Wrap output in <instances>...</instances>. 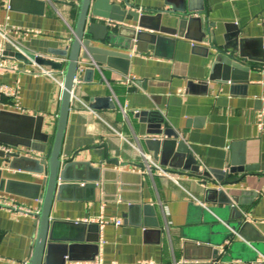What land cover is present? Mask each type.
<instances>
[{
  "label": "crops",
  "instance_id": "1",
  "mask_svg": "<svg viewBox=\"0 0 264 264\" xmlns=\"http://www.w3.org/2000/svg\"><path fill=\"white\" fill-rule=\"evenodd\" d=\"M36 1L45 3L43 15L35 14L37 6L19 1L11 10V0H0V31H7L9 37L4 42L0 36V48L5 47L7 58L18 67L17 72L1 75L0 84L20 89L23 108L15 110L8 102L0 105V151L17 153L19 159L41 160L44 154L32 145L37 149L51 146L63 86L38 73V65L23 50L65 65L67 59L49 52L70 46L81 0ZM109 2L122 11L160 17L152 23L165 28L178 23L170 16L173 9L189 5V0ZM192 3L194 8L204 5L210 10L209 24L214 28L203 24V32L207 34L210 28L215 33L218 48L229 44L235 56L242 51L246 58L243 69L217 66L210 39L198 43L166 34L156 45L150 40L155 34L150 30L128 52V76L101 63L104 55L99 49L107 47L101 43L90 45L91 60L82 61L78 69L62 158L88 164L100 182L95 192L86 189L85 182L78 184L82 189L63 192L62 200L54 203L52 219L96 226L91 236L99 239V254L93 262L81 259L72 264L256 263L238 259L252 260L255 251L233 254L227 249L233 241L220 219L219 235L197 233L206 225L207 208L214 207L205 204L201 180L182 170L184 156L174 152L163 160L160 153L155 162L146 145L149 139L164 138L158 132L171 130L186 143L202 172L227 175L233 167L254 166L252 172L229 175L225 180L238 184L226 192L240 198V210L254 227V235L264 240V0ZM99 10L106 12L107 8L103 5ZM115 14L121 17L120 12ZM97 23L140 30L129 16L124 25L101 17ZM194 32L192 36H198ZM14 50L26 60L17 59ZM44 68L62 80L59 71ZM119 88L125 90L122 96L116 93ZM98 99H109L115 109L103 104L92 110ZM142 154L166 173L176 174L177 182L160 176L156 167L149 171ZM14 160L0 156V198H12L31 211L41 210V202L32 199L35 192L30 186L42 185L45 176L30 172L34 166L26 162L11 168ZM36 220L34 215L0 208V264H29ZM100 221L121 225H101ZM84 254L80 256L89 252ZM263 260L259 255L257 262Z\"/></svg>",
  "mask_w": 264,
  "mask_h": 264
},
{
  "label": "water",
  "instance_id": "2",
  "mask_svg": "<svg viewBox=\"0 0 264 264\" xmlns=\"http://www.w3.org/2000/svg\"><path fill=\"white\" fill-rule=\"evenodd\" d=\"M22 1L33 6H37V13L43 15L45 3L36 0H11L10 9L15 10V5ZM94 1V8L92 3ZM193 0H189L188 7L173 9L170 16H175L178 20L177 25L170 28H165L159 23H152L155 19L149 14L140 16L137 12L129 10H121L119 6L111 5L109 0H81L79 4V14L74 30V38L66 49L52 50L49 53L67 59L65 65L60 62H55L46 58L36 57L25 50L35 64L41 67L52 68L55 71H64L63 91L61 96L60 110L57 119L56 131L50 147L37 149L32 145V149L44 154L41 160H33L29 158L19 159L20 155L7 154L0 151V156L3 158H14L11 168L15 163L26 162L32 164L34 168L30 172L38 175H44L45 180L42 185H32L33 200L41 202L40 214L35 222L37 234L33 244V253L29 264H72L83 259L87 262L95 261L99 254V239L91 236L96 226L80 224L79 222H58L52 219V210L55 201H61L63 192L72 191L73 189H82L81 182L86 189L95 192L100 182L99 175L93 176L92 168L88 164H83L75 161H66L62 158L63 142L66 135L69 113L71 110L74 89L76 86V77L78 69L82 61H90V45L92 43H101L107 46L99 49L103 56L101 63L111 66L119 70L124 76L129 75L130 52L135 42L141 43L146 37L145 30L153 31L150 40L152 44L159 45L166 34L179 35L185 39L202 42L204 39H210V44L215 50V62L217 66H224L227 70L243 69V62H246L242 51L238 56H235V51L229 50L231 45L218 48L215 33L210 31L214 28V24H209V14L204 5L200 8L193 7ZM105 5L106 12H100V8ZM92 11V12H91ZM120 12L121 17L116 16V12ZM127 16L132 18V22L137 24L140 30H127L125 28H112L110 25L97 23L98 18L104 21L116 22L119 25H124ZM159 16V15H158ZM158 17L155 20H159ZM203 24L210 27L206 33L203 32ZM193 31L198 36H192ZM126 34H123V33ZM117 49V50H116ZM15 51V50H14ZM16 53V51H15ZM212 55V54H211ZM15 57L20 60L26 58L16 53ZM32 62H29L31 64ZM87 74L89 72H86ZM103 104L106 108L115 109V105L109 99H98L96 104L91 106V109L96 111L101 109ZM105 108V107H104ZM164 137L163 139H149L146 141L148 149L153 153L155 162H159L160 153L163 160H169L173 153L185 157V163L182 167L183 171L191 172L201 180V186L205 188V204H213L212 208H207L204 219L206 225L197 230L200 235L212 234L219 235V219L226 225L225 227L230 232V239L233 243L230 244V252L255 251L252 260L238 258L246 262H257V258L264 257V240L259 236L254 235V227L247 221L245 214L240 210L241 200L239 197L229 195L226 189L232 187L237 182H228L229 175L246 174L256 170L254 166H239L229 170V174H221L219 172H202L201 166L197 162L194 154L189 150L186 143L180 139L179 135L171 130H164L157 133ZM162 160V161H163ZM98 173V172H96ZM3 187V182L1 183ZM8 192H10L8 190ZM11 193V192H10ZM218 219V220H217ZM213 225V226H212ZM64 234V235H62ZM64 236V237H63ZM241 241L236 242L235 240ZM208 240V239H207ZM88 250V251H87ZM89 252L88 256L84 253ZM218 251H214L217 255Z\"/></svg>",
  "mask_w": 264,
  "mask_h": 264
},
{
  "label": "built area",
  "instance_id": "3",
  "mask_svg": "<svg viewBox=\"0 0 264 264\" xmlns=\"http://www.w3.org/2000/svg\"><path fill=\"white\" fill-rule=\"evenodd\" d=\"M26 34H29V33L26 32ZM0 36L2 37L4 42L9 41L7 31H0ZM37 69H38V73L52 78L53 80L59 82L61 84V86H63V77H64V71L63 70L59 71L60 76L62 77V80H58L57 77H55L53 73L46 70L44 67L38 66ZM17 71H18V67L13 62L9 61V59L7 58V56L5 54V47L2 46L0 48V76L6 72H17ZM77 82L78 81H77V77H76V83ZM4 102H8L10 104V106H12L15 110L21 111L23 108H22V104H21L20 89L18 87H12V86H8L5 84H0V105H2ZM142 156L146 162V167L149 171L151 170L152 166L156 167L159 171L160 176H167V177L173 179L175 182H177L176 178L174 177V175H176V174L166 173L162 168L157 166L149 156H146L144 154H142ZM0 208H5V209H8L12 212H16L18 214H21V215H34V216L38 217V215L40 214V209L37 211H31L29 209L24 208L16 200H14L12 198H0ZM112 223H115V225H117V226L121 225V222L100 221L101 225H108V224H112ZM99 264H102V262H99ZM140 264H155V263L154 262H145V263H140ZM180 264H188V262H181ZM238 264H247V263L239 262ZM253 264H264V260L253 263Z\"/></svg>",
  "mask_w": 264,
  "mask_h": 264
},
{
  "label": "trees",
  "instance_id": "4",
  "mask_svg": "<svg viewBox=\"0 0 264 264\" xmlns=\"http://www.w3.org/2000/svg\"><path fill=\"white\" fill-rule=\"evenodd\" d=\"M116 93H117V95H123V94H125V90L124 89H122V88H119V89H117L116 90Z\"/></svg>",
  "mask_w": 264,
  "mask_h": 264
}]
</instances>
